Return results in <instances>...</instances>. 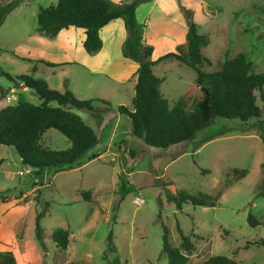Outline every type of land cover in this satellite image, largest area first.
<instances>
[{
	"label": "rangeland",
	"instance_id": "rangeland-1",
	"mask_svg": "<svg viewBox=\"0 0 264 264\" xmlns=\"http://www.w3.org/2000/svg\"><path fill=\"white\" fill-rule=\"evenodd\" d=\"M182 1L193 12L199 31L210 39L203 53L213 65L204 68L206 73L216 72L220 64L243 54L252 64L253 73L264 75V0ZM58 2L0 0V65L12 76L28 74L36 66L37 72L33 75L61 92L65 90L63 76L69 75L73 88L91 97H106L103 99L111 106L99 101L94 103L102 113L99 126L90 113L73 110L98 133L99 141L90 155L101 157L90 162L83 160L81 165L62 170L54 178L59 171L29 170L22 165L14 148L0 145V248L10 247L7 244L10 239L16 248L19 245L26 250V245L32 257L24 259L23 264H110L114 255L105 260L104 253L108 236L113 232L121 264H169L161 254L164 225L175 247L181 244L178 228L191 237L194 247L187 253L189 264H202L213 256H235L242 264H264V245L248 246L264 240V198L257 197V186L264 171V144L260 138L264 128L256 130L264 122V114L247 123L217 118L193 140L169 149L154 148L134 139L126 116L115 137L114 120L121 115L118 107L132 108L133 98L128 90H100L103 84H109L105 75H88L76 66L64 72L51 70L32 61L31 52H26L24 42L37 31L40 7L56 6ZM161 25L156 16L153 41L158 48L154 57L158 60L174 52L187 55L186 43L179 45L177 51L173 36L163 46L162 37L167 32L166 26ZM155 74L165 80L161 90L171 109L181 106L192 112L203 98L193 69L168 61L159 64ZM84 75L92 77L94 83L90 89L84 85ZM256 94L258 106L264 109V93L263 98L260 92ZM8 97L11 102L7 101ZM19 103L40 106L42 101L32 90L18 89L14 82L0 76V110ZM41 142L54 151L70 148L67 138L54 129ZM131 150L136 152L135 158L131 157ZM235 169L246 170L248 175L226 189L228 174ZM120 177L126 194L118 204ZM157 177L160 187L155 186ZM78 190L91 191L93 201L86 202ZM167 191L190 196L215 195L219 191L224 194L216 207L188 203L177 210L175 205L166 202ZM46 203H49L48 213L41 221L45 230L43 247L36 237V216ZM250 215L258 220L259 226L250 225ZM61 229L71 233L66 252L55 249L52 240V234ZM11 232L17 234L15 240Z\"/></svg>",
	"mask_w": 264,
	"mask_h": 264
},
{
	"label": "trees",
	"instance_id": "trees-1",
	"mask_svg": "<svg viewBox=\"0 0 264 264\" xmlns=\"http://www.w3.org/2000/svg\"><path fill=\"white\" fill-rule=\"evenodd\" d=\"M152 0H135L131 3H114L111 0H59L56 6L40 7L38 13L37 31L45 37L54 40L64 29L75 27L84 29L86 40L84 50L94 55L102 50L103 41L100 31L112 21H124L127 39L123 45V56L139 65L137 83L132 108L124 105L118 107L119 114L129 118L134 139L143 140L154 148L169 149L170 147L189 142L196 134L211 125L217 118L230 121L239 120L247 123L253 118H261L264 109L257 104V92L263 96L264 75H255L253 66L243 54L220 64L214 73H206L205 67H211L213 62L205 56L203 50L210 44L207 35L199 31L193 20V12L182 7L188 24L186 38L187 55L168 53L157 61H152L154 48L144 41L146 26L137 19V9ZM179 47L177 48V51ZM14 56H16L13 53ZM18 57V56H16ZM177 61L197 74L196 85L200 88L203 98L196 103L192 112L181 106L171 109L168 100L162 93L164 79L155 74V66ZM48 67L53 64L41 61ZM37 67H33L28 74L12 76L0 65V76L15 84H23L32 90L42 101L40 106L29 103H19L16 106H7L0 110V145L12 147L26 168L39 172L45 170H71L81 165L83 160L88 162L100 157L91 154V150L99 141L98 133L81 116L73 112L80 110L90 113L98 123L102 120V113L94 106L95 101L111 104L105 100H82L77 98L65 83V90L58 91L50 87L43 78H36L33 74ZM263 98V97H262ZM53 103L58 106L54 107ZM261 122L256 130H263ZM57 130L70 143V148L64 151H54L42 145V139L49 130ZM246 130V129H245ZM264 144V134L260 133ZM90 152V153H89ZM131 157L136 152L131 150ZM1 162V161H0ZM264 170V164H263ZM246 170H233L228 174L226 189L247 177ZM160 179L155 178V186L160 187ZM170 186V185H168ZM118 204L124 200L126 190L123 179L120 177ZM224 191L215 195L200 194L190 196L184 193L173 194L166 192V202L182 210L185 204L191 203L197 207H216ZM81 196L86 202H92V192L82 191ZM257 197L264 198V171L261 182L257 186ZM41 201L38 196L37 202ZM36 216V237L45 247V230L41 226L42 219L48 213V205ZM160 209L163 202L159 201ZM159 217L161 213L159 212ZM249 223L253 227L260 225L252 215ZM181 237L180 247H175L169 239V230L163 225V249L169 264H189L187 253L192 251L194 243L191 237L186 236L178 228ZM71 233L69 230H58L52 234V240L60 252H66L70 246ZM264 245V240L249 243V245ZM114 243V234L110 232L107 240V249L104 259L114 255L110 264H121ZM186 252V253H184ZM0 264H17L13 252H0ZM202 264H242L235 256H213Z\"/></svg>",
	"mask_w": 264,
	"mask_h": 264
},
{
	"label": "crops",
	"instance_id": "crops-1",
	"mask_svg": "<svg viewBox=\"0 0 264 264\" xmlns=\"http://www.w3.org/2000/svg\"><path fill=\"white\" fill-rule=\"evenodd\" d=\"M111 1L114 3H131L135 0ZM184 3L185 2H183L182 0H152L147 3H143L138 7L136 12L137 19L141 24L146 26L144 41L147 45H150L154 48L152 61H157V58L154 57V55L156 54L158 46H156V43L153 41L156 16H158L159 23L166 26L167 35L165 37H162L164 43L163 46H166L165 42L167 41V39H169V36L174 37V47L176 48L179 47V45H184L186 43L189 28L185 15L182 12V7L187 8ZM100 36L103 41V48L101 51L94 55L88 54L83 48V44L87 37L85 30L78 29L75 27L64 29L54 40H51L45 37L42 33L36 31L34 34L30 35L27 38V40L24 42V45L27 50L26 52H31L29 57L32 58V61H44L46 63L53 64L56 67L48 68L56 71L61 70L64 72V70L68 67L76 66L82 67L84 73L88 75H105L109 84H101L102 88H100V90L103 89V91L112 92L119 89H126L130 92L129 96L134 99L135 87L137 83L136 74L139 69V65L136 62L127 59L123 56V45L127 39V31L125 28L124 21L121 19L112 21L100 31ZM158 68L159 65L155 66L154 71L156 72ZM88 75L83 76V79L86 77L84 81L86 89H90L91 87H93L94 83L91 79L92 77ZM63 80L65 83H68V85L71 87V91L75 93L76 96L79 95L78 98H89L90 100L97 98L98 100L108 101L106 99H103L106 97H91L85 91L80 90L78 88H73V81L72 79H70L69 75H64ZM16 85L18 89H22L24 91L28 89L23 87L22 84ZM63 86H65V84ZM10 91H13V88H10ZM102 121L103 118L99 123L98 121H96L97 126H99ZM123 121V115H119V117L114 120L115 137ZM58 174H60V172L56 173L54 178ZM81 191L83 190H78L79 196L81 195ZM24 233L25 228H23V236ZM11 234V237L15 240V235L17 234L14 232H11ZM7 244L10 247H4V249L1 247L0 252H13L17 259V264H23L24 259L32 257V253L28 250L25 244L24 245L26 250H23L22 246L19 245L17 246V250V248L12 245L11 239L7 241ZM55 249H57L56 245Z\"/></svg>",
	"mask_w": 264,
	"mask_h": 264
},
{
	"label": "built area",
	"instance_id": "built-area-1",
	"mask_svg": "<svg viewBox=\"0 0 264 264\" xmlns=\"http://www.w3.org/2000/svg\"><path fill=\"white\" fill-rule=\"evenodd\" d=\"M11 100V97H8L7 98V101H10ZM29 169V168H28ZM29 170H31V169H29ZM29 170H28V172H29ZM140 202V204H143L144 202L141 200V201H139Z\"/></svg>",
	"mask_w": 264,
	"mask_h": 264
},
{
	"label": "water",
	"instance_id": "water-1",
	"mask_svg": "<svg viewBox=\"0 0 264 264\" xmlns=\"http://www.w3.org/2000/svg\"><path fill=\"white\" fill-rule=\"evenodd\" d=\"M23 87H25V86L23 85Z\"/></svg>",
	"mask_w": 264,
	"mask_h": 264
}]
</instances>
